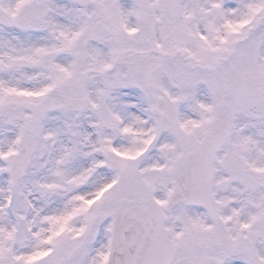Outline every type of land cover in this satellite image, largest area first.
Instances as JSON below:
<instances>
[{"label":"snow or ice","instance_id":"snow-or-ice-1","mask_svg":"<svg viewBox=\"0 0 264 264\" xmlns=\"http://www.w3.org/2000/svg\"><path fill=\"white\" fill-rule=\"evenodd\" d=\"M0 264H264V0H0Z\"/></svg>","mask_w":264,"mask_h":264}]
</instances>
